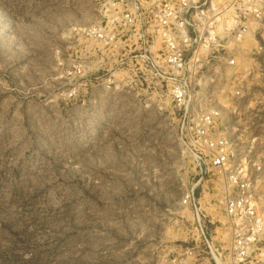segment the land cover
Instances as JSON below:
<instances>
[{"label": "rangeland", "instance_id": "1", "mask_svg": "<svg viewBox=\"0 0 264 264\" xmlns=\"http://www.w3.org/2000/svg\"><path fill=\"white\" fill-rule=\"evenodd\" d=\"M166 7L0 0V264H215L201 211L226 259L218 191L198 183L181 138L191 117L168 91L155 32ZM251 8L252 36L227 69L239 95L223 74L194 88L222 100V126L264 161V0Z\"/></svg>", "mask_w": 264, "mask_h": 264}, {"label": "built area", "instance_id": "2", "mask_svg": "<svg viewBox=\"0 0 264 264\" xmlns=\"http://www.w3.org/2000/svg\"><path fill=\"white\" fill-rule=\"evenodd\" d=\"M224 3L168 0V7L157 15L155 32L170 69V97L184 118L191 117L181 126L183 144L194 157L201 188L210 182L211 190L218 191L217 202L226 218L229 241L223 260L200 212L197 222L203 251L215 264H264V161L253 159L240 136L222 126V100L207 103L194 88L213 84L211 76L223 74L225 85L239 95L243 79L227 69L238 65V47L252 36V0ZM142 57L148 68L155 67L148 56ZM189 195L195 202L193 189Z\"/></svg>", "mask_w": 264, "mask_h": 264}]
</instances>
